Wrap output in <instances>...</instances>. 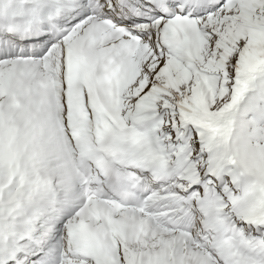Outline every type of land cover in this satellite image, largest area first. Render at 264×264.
I'll return each mask as SVG.
<instances>
[{"label":"snow or ice","instance_id":"snow-or-ice-1","mask_svg":"<svg viewBox=\"0 0 264 264\" xmlns=\"http://www.w3.org/2000/svg\"><path fill=\"white\" fill-rule=\"evenodd\" d=\"M0 264H264V0H0Z\"/></svg>","mask_w":264,"mask_h":264}]
</instances>
